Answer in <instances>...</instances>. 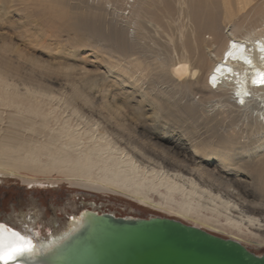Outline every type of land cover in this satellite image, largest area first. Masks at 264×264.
<instances>
[{"label": "bare ground", "instance_id": "obj_1", "mask_svg": "<svg viewBox=\"0 0 264 264\" xmlns=\"http://www.w3.org/2000/svg\"><path fill=\"white\" fill-rule=\"evenodd\" d=\"M171 1L179 6L176 21ZM254 1L118 0L107 15L110 26L119 30L113 36L116 47L94 58L100 63H91L97 83L86 63L45 65L25 52L31 38L13 44L0 27V123L8 122L0 136V175L26 177L34 184L62 174L82 187L171 209L193 221L191 226L225 232L244 246H264V202L250 200L248 191L252 173L264 191V86L252 84L255 73L264 71V0ZM97 2L106 16L103 4L110 1ZM71 23L77 33L90 28ZM150 29L167 35V47L156 50L143 43ZM233 43L244 46L251 65L226 56ZM11 58L21 69L29 67V77ZM52 68L67 79H83L95 94L87 96L78 88L72 94L55 92L42 72L35 75V70ZM178 72L186 77L182 82L174 79ZM155 82L160 95L149 92ZM100 86L108 89L106 94L98 91ZM177 89L184 104L170 100ZM238 91L248 93L243 104ZM166 114L184 115L190 126L175 129L165 122ZM152 192L161 196L158 204L151 201ZM82 217L68 218L64 236L79 228ZM0 223L24 231L6 220ZM39 235L33 236L38 248L28 261L55 244L49 243L55 231Z\"/></svg>", "mask_w": 264, "mask_h": 264}, {"label": "rangeland", "instance_id": "obj_2", "mask_svg": "<svg viewBox=\"0 0 264 264\" xmlns=\"http://www.w3.org/2000/svg\"><path fill=\"white\" fill-rule=\"evenodd\" d=\"M41 0H3L0 4V27L1 32L9 34L13 44H20V38H31L33 44L28 47L25 52L33 55L45 65L55 66L58 68L65 65L81 67L85 63L93 81H99L98 71L93 64L100 63L94 58L96 56H105L112 47H116V40L113 36L118 29L109 24L114 5H117L118 0H109L104 3V15L101 16L98 0L94 3L92 0H64L60 6H54L50 3H40ZM237 1V0H236ZM262 0H255L254 4L260 3ZM110 3V4H109ZM171 5L175 9L173 15L174 21L178 19L179 6L177 2L171 1ZM112 7V9L110 8ZM183 7L186 8L184 5ZM102 9V7L100 8ZM128 12V11H126ZM86 23L90 27L85 33L76 32L71 27V22ZM121 21V18L119 19ZM122 22V21H121ZM173 24V32H175ZM157 35L153 29H150L146 35V40L143 42L146 46L156 50H161L167 47L166 42L168 37L166 34L158 31ZM227 32V29L224 31ZM209 39V35H206ZM20 40V42H18ZM18 42V43H16ZM30 48V50H29ZM22 49V48H21ZM23 50V49H22ZM66 51L75 53L72 56L67 55ZM0 59L4 60L0 53ZM14 60V58H11ZM14 67H19L17 61ZM93 63V64H91ZM26 68H18L23 76L29 77ZM52 70L38 69L35 70L36 76L45 79L44 83L53 87L55 92L67 91L73 93L74 88L82 89V94L92 96L95 91L91 90L88 85H85L81 78L67 79L57 69ZM186 77H182L178 72L174 76L179 82H182ZM83 82V83H81ZM158 82L151 85L150 93L159 92L161 87L157 86ZM98 91L101 94H106L104 86H100ZM178 94H175V99H170L176 104L185 102L181 90L177 89ZM169 99V98H168ZM99 104V102H98ZM97 104V105H98ZM55 106H57L55 104ZM149 108V107H147ZM168 112V111H165ZM168 118L165 122L169 123L175 129L184 130L190 126L191 121L184 115L177 114ZM6 116V115H5ZM8 127L7 120L0 123V136L6 134ZM23 132L21 129H19ZM247 177V172H245ZM26 177L14 175H0V219L8 221V223L21 227L27 225L32 227V222H36L33 229L35 233H40L39 236H47L52 231L56 234L58 229H65L68 218H80L79 214L86 211H93L104 214H112L117 217H133L147 219L151 216L166 217L175 220H180L185 224L193 225V221L188 220L182 215L173 213L171 209L157 207L155 205L141 203L131 197H128L120 192L114 191H99L86 187L79 186L75 182L68 180L64 175L53 173L46 181L41 183L29 184L26 182ZM55 180V182H53ZM248 191L251 193L250 200L257 203L264 202V191L260 187L254 173L248 176ZM28 185L32 187L29 188ZM153 202L159 203L161 196L152 192L149 193ZM202 200V199H200ZM204 202V201H201ZM26 216V217H25ZM214 235L222 238L230 239V235L209 227H204ZM245 246L256 254L264 253V246L248 245Z\"/></svg>", "mask_w": 264, "mask_h": 264}, {"label": "water", "instance_id": "obj_3", "mask_svg": "<svg viewBox=\"0 0 264 264\" xmlns=\"http://www.w3.org/2000/svg\"><path fill=\"white\" fill-rule=\"evenodd\" d=\"M80 215L83 217L75 232L64 236L60 225L57 236L53 240L49 238V243L55 241L53 247L24 261L28 264H264V253L256 254L234 240L180 220L159 216L117 217L93 211Z\"/></svg>", "mask_w": 264, "mask_h": 264}, {"label": "snow or ice", "instance_id": "obj_4", "mask_svg": "<svg viewBox=\"0 0 264 264\" xmlns=\"http://www.w3.org/2000/svg\"><path fill=\"white\" fill-rule=\"evenodd\" d=\"M236 50L240 51V55L237 56ZM244 46L233 43L231 49L226 53L227 57L232 59H240L244 63L251 65L252 61L243 55ZM260 51L264 53V47L260 48ZM220 68H217V72H220ZM230 71V70H229ZM213 87L216 86L217 77L213 75L211 77ZM254 86H264V71H257L252 80ZM246 91H238L236 96L241 104L244 103V97L247 96ZM31 188V185H28ZM36 226V222L29 228L27 225L24 226V231H17L12 227H8L4 223H0V264H21V261L33 257L36 252L38 245L33 242V236L35 232L33 229Z\"/></svg>", "mask_w": 264, "mask_h": 264}]
</instances>
